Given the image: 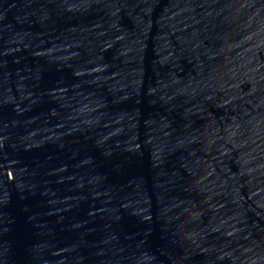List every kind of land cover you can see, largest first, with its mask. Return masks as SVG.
<instances>
[{
    "label": "water",
    "instance_id": "95a60500",
    "mask_svg": "<svg viewBox=\"0 0 264 264\" xmlns=\"http://www.w3.org/2000/svg\"><path fill=\"white\" fill-rule=\"evenodd\" d=\"M0 264H264V0H0Z\"/></svg>",
    "mask_w": 264,
    "mask_h": 264
}]
</instances>
